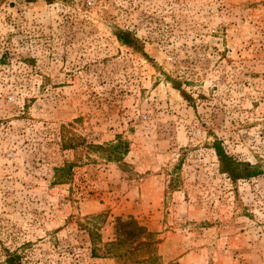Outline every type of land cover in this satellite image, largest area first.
<instances>
[{"label":"rangeland","instance_id":"1","mask_svg":"<svg viewBox=\"0 0 264 264\" xmlns=\"http://www.w3.org/2000/svg\"><path fill=\"white\" fill-rule=\"evenodd\" d=\"M8 255L264 264V0H0Z\"/></svg>","mask_w":264,"mask_h":264},{"label":"trees","instance_id":"2","mask_svg":"<svg viewBox=\"0 0 264 264\" xmlns=\"http://www.w3.org/2000/svg\"><path fill=\"white\" fill-rule=\"evenodd\" d=\"M121 35L119 36L120 41L126 45V46H130L133 48H138V44L136 39H134V37H132L129 33H120ZM179 90V89H178ZM184 94V93H182ZM185 96V95H184ZM214 150L216 153V156L218 158L219 164H220V168L222 173H226L230 176V178L232 180H236L239 179L241 177H250L251 175H249L250 173L246 172L243 173L241 171V167L242 164L237 163L235 160H233L232 157H229L228 155L225 154V152L223 151V149L221 148V146L218 143H215L214 145ZM63 171V170H60ZM62 176H59L58 180H63V172H61ZM133 223L131 221L124 223L121 221H118V225L119 227H123V226H128V225H132ZM134 229L135 230H141L140 227H138L137 225H134ZM118 230H120V228H118ZM121 242V241H120ZM19 261V257L18 256H13V255H8V258L6 260V264H18L17 262Z\"/></svg>","mask_w":264,"mask_h":264}]
</instances>
